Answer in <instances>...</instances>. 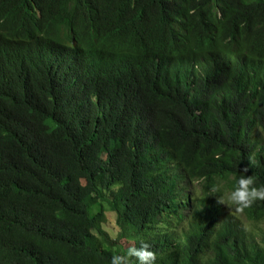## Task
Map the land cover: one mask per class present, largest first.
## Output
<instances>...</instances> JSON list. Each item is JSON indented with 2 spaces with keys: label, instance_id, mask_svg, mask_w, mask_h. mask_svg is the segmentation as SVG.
Instances as JSON below:
<instances>
[{
  "label": "trees",
  "instance_id": "16d2710c",
  "mask_svg": "<svg viewBox=\"0 0 264 264\" xmlns=\"http://www.w3.org/2000/svg\"><path fill=\"white\" fill-rule=\"evenodd\" d=\"M245 167L264 184V0H0V264H264Z\"/></svg>",
  "mask_w": 264,
  "mask_h": 264
},
{
  "label": "clouds",
  "instance_id": "9594fccd",
  "mask_svg": "<svg viewBox=\"0 0 264 264\" xmlns=\"http://www.w3.org/2000/svg\"><path fill=\"white\" fill-rule=\"evenodd\" d=\"M247 167L236 180V186L227 194V200L236 205L238 209L249 207L254 201L264 199V184H257L252 175H246ZM218 203H224V197H217ZM116 238V234H113ZM154 264L155 253L148 243L140 241L139 246H128L123 254H114L111 264Z\"/></svg>",
  "mask_w": 264,
  "mask_h": 264
},
{
  "label": "rangeland",
  "instance_id": "374dc122",
  "mask_svg": "<svg viewBox=\"0 0 264 264\" xmlns=\"http://www.w3.org/2000/svg\"><path fill=\"white\" fill-rule=\"evenodd\" d=\"M200 187H198L199 189ZM197 191L196 189L194 188H191L190 189V196L191 197H194L196 192ZM227 197V196H226ZM192 204V202H191ZM227 207L229 209L230 212H232L233 214L237 215L238 217L241 218V220L243 221L244 225L253 233L255 234H259L260 236L264 237V223L262 224H253V223H250L248 221V219L246 218V216H244L240 211L239 209L236 208V206L234 204H232L230 201L227 202ZM99 208H95L94 209V212H96ZM185 215H189V212L186 211ZM106 221H105V228L107 231L110 232V234L113 236V234L115 233L116 236L119 232V229L117 227V224H116V215L115 213L110 209L108 208L106 210ZM189 220H190V217L189 218H186V220L183 222V223H178V222H174V225L172 226L170 230V233H176L178 234V237H182L183 236V232L188 228V223H189ZM168 229V228H167ZM128 246L131 245V243H128L127 244Z\"/></svg>",
  "mask_w": 264,
  "mask_h": 264
}]
</instances>
